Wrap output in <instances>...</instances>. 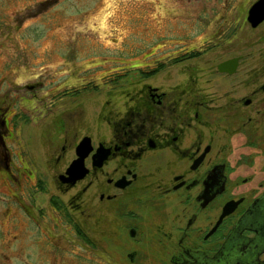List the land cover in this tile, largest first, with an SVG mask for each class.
Instances as JSON below:
<instances>
[{
	"label": "flooded vegetation",
	"instance_id": "obj_1",
	"mask_svg": "<svg viewBox=\"0 0 264 264\" xmlns=\"http://www.w3.org/2000/svg\"><path fill=\"white\" fill-rule=\"evenodd\" d=\"M252 4L247 10L241 6L231 11L223 43L224 31L219 28L172 56L183 63L206 54L205 48L209 52L227 43L220 54L224 58L215 63L217 57H213L210 77H180L174 86L166 87L148 77L123 93L120 109L108 108L106 101L100 119L107 134L94 144L88 136L80 137L64 171L51 176L54 189L64 194L80 181L86 182L67 198L65 207L50 196L48 214L67 239L83 240L78 224L68 220L67 209L77 211V202L85 199V218H95L94 236L104 243L96 251L99 261L221 264L224 258L219 256L234 260L258 251L257 260L264 262L261 243L253 244L260 238L257 224L264 220V17L251 26L247 16ZM225 62H229L226 70L219 71L217 66ZM37 85L35 81L23 87L30 90ZM56 91L52 96L58 97ZM6 97L7 93L0 96V175L10 188L17 185L24 190L32 181L28 184L35 190L36 181L41 185L39 177L8 146L14 135L8 127L7 116L13 112ZM86 138L88 143L79 149L88 148V152L78 171H71L73 177L81 170L85 174L72 181L65 171L77 158L78 143ZM61 142L65 144L66 138ZM52 154L56 167L65 145ZM18 188L8 193L16 205L13 211L24 216L25 225H37L43 213L34 214ZM223 209L227 212L221 216ZM50 235L45 239H53Z\"/></svg>",
	"mask_w": 264,
	"mask_h": 264
},
{
	"label": "rangeland",
	"instance_id": "obj_2",
	"mask_svg": "<svg viewBox=\"0 0 264 264\" xmlns=\"http://www.w3.org/2000/svg\"><path fill=\"white\" fill-rule=\"evenodd\" d=\"M253 1L0 0V96L7 93L13 112L7 116L14 135L8 146L27 160V170L41 184L36 181L35 190L28 184L32 181L24 190L10 188L0 175V264H110L99 261L96 251L104 243L95 237V218H85V199L77 202V211L68 208L67 213L86 240L67 239L61 225L55 227L49 218L50 196L65 207L67 198L86 182L64 194L54 189L51 176L64 171L80 137L86 135L94 144L107 134L100 119L106 101L108 108L120 109L123 93L148 77L164 87L174 86L180 77H210L211 63L224 58L227 43L209 52L205 48L206 54L183 63L172 56L219 28L224 31L220 40L225 38L231 11L241 6L247 10ZM35 81L40 85L23 87ZM81 84L85 87L80 89ZM56 89L58 97L51 94ZM62 145L65 154L54 167L52 151ZM16 187L34 214L43 213L37 225H25L24 216L13 211L16 205L8 193ZM48 233L53 239H45Z\"/></svg>",
	"mask_w": 264,
	"mask_h": 264
},
{
	"label": "water",
	"instance_id": "obj_3",
	"mask_svg": "<svg viewBox=\"0 0 264 264\" xmlns=\"http://www.w3.org/2000/svg\"><path fill=\"white\" fill-rule=\"evenodd\" d=\"M263 17H264V0H257L250 7V10L248 12L247 19L250 21V24L253 27L255 24H257L258 22L262 21L263 20ZM228 63L229 62H225L224 64H222V63L219 64L217 66L218 70L224 72L226 70V65ZM86 143H88V140L87 139L84 140L83 142L78 143V145L76 147V150H75L76 153H77L76 154L77 155V158L74 161V163H72L71 165H69L67 167V169L65 171V172H67L69 174V177L71 179L73 178L72 181H75L77 178H80L82 175L85 174V171L82 172V170H81V172L79 174H77V175H75L73 177L71 175V171L73 169H75L76 167H78L79 165H81V163H82L81 160L84 158L85 154L88 152V148L85 151L83 150L84 152L79 149V147H81L82 145H83L82 147H85L86 146ZM98 151L99 150H97V152ZM96 155H97V153H95L94 158H95ZM77 171H78V169L76 168L74 172H77ZM226 212L227 211L223 209V212H222L221 216L224 215ZM256 229H257L256 230L257 232H260V238H259V242L257 240H254L253 241V244H254V242L255 243H258V245H259V243H261L262 248H261V245H260L259 246V250L261 248V250L264 251V220H263V222H259L257 224ZM225 245H227V243L224 244V246ZM258 253H259L258 251L257 252L255 251L254 254H252V255L249 254V255H246L244 257L241 256V257L235 258L234 260H231V258H229V257H224V256L223 257H220L219 256V260L224 258V260H221V264H264V262L257 260V256H258L257 254ZM246 258H248L251 262L249 263L246 260Z\"/></svg>",
	"mask_w": 264,
	"mask_h": 264
}]
</instances>
